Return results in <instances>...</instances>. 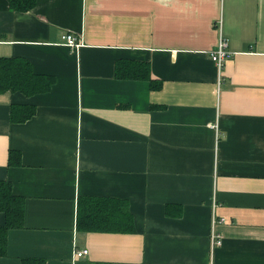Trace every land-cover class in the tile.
<instances>
[{"label":"crops","instance_id":"1","mask_svg":"<svg viewBox=\"0 0 264 264\" xmlns=\"http://www.w3.org/2000/svg\"><path fill=\"white\" fill-rule=\"evenodd\" d=\"M219 20L233 53L220 74ZM12 57L56 83L0 93V180L26 202L0 264H264V0H0ZM119 60L161 88L117 77ZM13 104L36 113L12 122ZM82 196L127 200L135 233L78 231Z\"/></svg>","mask_w":264,"mask_h":264},{"label":"trees","instance_id":"2","mask_svg":"<svg viewBox=\"0 0 264 264\" xmlns=\"http://www.w3.org/2000/svg\"><path fill=\"white\" fill-rule=\"evenodd\" d=\"M15 12H28L35 8L37 0H7ZM116 76L123 79H143L151 83L153 90L162 83L152 77L148 64L119 60ZM56 78L37 74L29 60L20 57L0 59V93L20 92L34 96L51 91ZM36 113L35 106L15 105L11 107V120L23 123ZM9 164L21 165V155L17 151L9 154ZM170 207L167 214H170ZM26 202L14 194L11 182L0 180V212L5 215V224L0 226V257L7 255L8 235L11 230L24 226ZM77 230L80 232L135 233V221L130 204L125 199L112 197L82 196L78 199ZM33 261V260H32Z\"/></svg>","mask_w":264,"mask_h":264},{"label":"built area","instance_id":"3","mask_svg":"<svg viewBox=\"0 0 264 264\" xmlns=\"http://www.w3.org/2000/svg\"><path fill=\"white\" fill-rule=\"evenodd\" d=\"M216 25L219 28V39L216 47L211 50L210 56L213 62L216 63L217 68L219 70V74L222 71V68L224 66L225 61L230 58L233 53L229 49V41L228 39L223 35L222 31V20H219ZM64 43L71 48H79L81 46V41L78 40V38L73 34H65L63 36ZM215 225L216 222H213V233H212V247L213 249L216 247L221 246L222 244V237L220 234L216 233L215 231ZM89 254L88 249H81V250H75V257L77 259H80L82 257H85Z\"/></svg>","mask_w":264,"mask_h":264}]
</instances>
